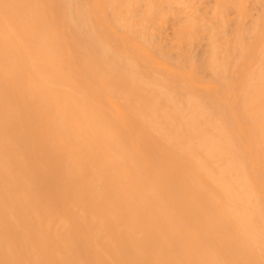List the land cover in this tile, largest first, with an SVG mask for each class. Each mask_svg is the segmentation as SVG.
<instances>
[{
	"label": "bare ground",
	"instance_id": "bare-ground-1",
	"mask_svg": "<svg viewBox=\"0 0 264 264\" xmlns=\"http://www.w3.org/2000/svg\"><path fill=\"white\" fill-rule=\"evenodd\" d=\"M0 264H264V0H0Z\"/></svg>",
	"mask_w": 264,
	"mask_h": 264
}]
</instances>
